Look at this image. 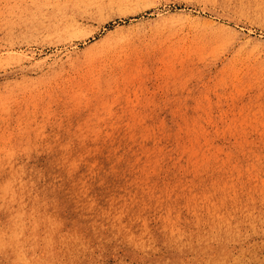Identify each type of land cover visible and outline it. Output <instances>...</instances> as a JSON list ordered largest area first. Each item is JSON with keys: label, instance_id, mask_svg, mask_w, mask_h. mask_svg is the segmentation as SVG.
<instances>
[{"label": "rangeland", "instance_id": "rangeland-1", "mask_svg": "<svg viewBox=\"0 0 264 264\" xmlns=\"http://www.w3.org/2000/svg\"><path fill=\"white\" fill-rule=\"evenodd\" d=\"M0 264H264V0H0Z\"/></svg>", "mask_w": 264, "mask_h": 264}]
</instances>
